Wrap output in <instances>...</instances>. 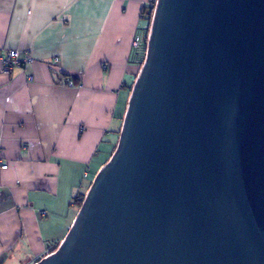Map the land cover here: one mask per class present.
Returning <instances> with one entry per match:
<instances>
[{"label":"water","instance_id":"obj_1","mask_svg":"<svg viewBox=\"0 0 264 264\" xmlns=\"http://www.w3.org/2000/svg\"><path fill=\"white\" fill-rule=\"evenodd\" d=\"M119 141L35 264H264V0H157Z\"/></svg>","mask_w":264,"mask_h":264},{"label":"crops","instance_id":"obj_2","mask_svg":"<svg viewBox=\"0 0 264 264\" xmlns=\"http://www.w3.org/2000/svg\"><path fill=\"white\" fill-rule=\"evenodd\" d=\"M151 2L0 0V54L33 61L0 74V264H35L67 236L119 141Z\"/></svg>","mask_w":264,"mask_h":264},{"label":"built area","instance_id":"obj_3","mask_svg":"<svg viewBox=\"0 0 264 264\" xmlns=\"http://www.w3.org/2000/svg\"><path fill=\"white\" fill-rule=\"evenodd\" d=\"M148 32L149 29H146L143 33H139L131 42V55L134 57L135 62H137L140 67L143 65L146 58L145 55L148 49L149 38ZM32 62L33 61L29 54L23 55L21 57V53L17 50L3 51V53L0 54V74L8 76L9 72L13 68L31 64ZM58 62L59 60L57 58H53L49 64V67H55ZM68 87H73V85L69 83ZM0 168L2 170H5L7 167L5 166V164H3L0 166Z\"/></svg>","mask_w":264,"mask_h":264},{"label":"trees","instance_id":"obj_4","mask_svg":"<svg viewBox=\"0 0 264 264\" xmlns=\"http://www.w3.org/2000/svg\"><path fill=\"white\" fill-rule=\"evenodd\" d=\"M155 2H156V0H153V7H154V5H155ZM153 11H154V9L153 8H150V7H148L147 9H144L143 10V12H142V17H141V19L142 18H144V21H146V29H149L150 28V25H151V19H152V15H153ZM145 29V30H146ZM116 148V147H115ZM84 197H85V195H83V196H81L80 198H79V201L77 202V207H78V209H80V206H81V204L83 203V201H84ZM58 246H59V244L58 245H55V246H53V250L51 251V253H54V252H56V250L58 249Z\"/></svg>","mask_w":264,"mask_h":264},{"label":"rangeland","instance_id":"obj_5","mask_svg":"<svg viewBox=\"0 0 264 264\" xmlns=\"http://www.w3.org/2000/svg\"><path fill=\"white\" fill-rule=\"evenodd\" d=\"M152 4H153V0H152L151 4H150V6H149L150 8H153V5H152ZM140 69H141V68H140Z\"/></svg>","mask_w":264,"mask_h":264}]
</instances>
